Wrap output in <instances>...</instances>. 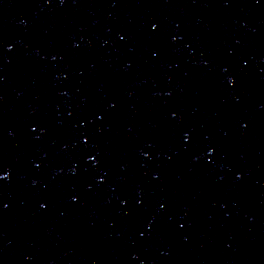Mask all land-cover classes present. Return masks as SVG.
Segmentation results:
<instances>
[{"label": "water", "instance_id": "obj_1", "mask_svg": "<svg viewBox=\"0 0 264 264\" xmlns=\"http://www.w3.org/2000/svg\"><path fill=\"white\" fill-rule=\"evenodd\" d=\"M110 264H264V0H195Z\"/></svg>", "mask_w": 264, "mask_h": 264}]
</instances>
